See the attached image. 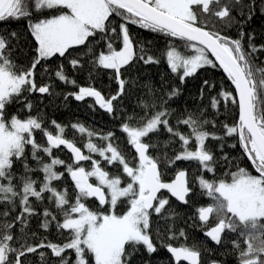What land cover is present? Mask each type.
<instances>
[{"label":"snow or ice","instance_id":"obj_1","mask_svg":"<svg viewBox=\"0 0 264 264\" xmlns=\"http://www.w3.org/2000/svg\"><path fill=\"white\" fill-rule=\"evenodd\" d=\"M0 264H264V0H0Z\"/></svg>","mask_w":264,"mask_h":264},{"label":"trees","instance_id":"obj_2","mask_svg":"<svg viewBox=\"0 0 264 264\" xmlns=\"http://www.w3.org/2000/svg\"><path fill=\"white\" fill-rule=\"evenodd\" d=\"M73 111H76L75 106L73 107ZM64 115L67 118V117H69L71 115V113L65 112ZM76 115L79 116L80 119L85 120V121H88V120L92 119L91 114L88 113L87 111L76 112ZM94 123H98V124L103 123V117L100 116V115H97L95 117Z\"/></svg>","mask_w":264,"mask_h":264}]
</instances>
